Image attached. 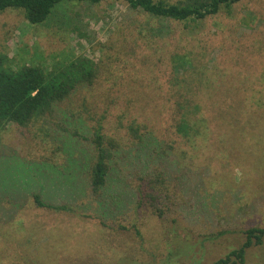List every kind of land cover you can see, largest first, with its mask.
Here are the masks:
<instances>
[{
    "label": "rangeland",
    "instance_id": "374dc122",
    "mask_svg": "<svg viewBox=\"0 0 264 264\" xmlns=\"http://www.w3.org/2000/svg\"><path fill=\"white\" fill-rule=\"evenodd\" d=\"M230 10L176 21L124 2L63 0L35 26L20 9L0 12V53L15 63L84 56L98 71L50 111L0 131V264H212L242 243L244 229L264 226V0ZM182 95L204 118L191 152L165 121ZM132 121L156 143L151 158H165L173 191L161 217L134 208L132 180L149 175L151 162L142 143L122 149ZM100 125L127 143L109 161L123 194L109 209L87 179ZM34 194L71 210L40 207ZM244 264H264V243Z\"/></svg>",
    "mask_w": 264,
    "mask_h": 264
},
{
    "label": "trees",
    "instance_id": "16d2710c",
    "mask_svg": "<svg viewBox=\"0 0 264 264\" xmlns=\"http://www.w3.org/2000/svg\"><path fill=\"white\" fill-rule=\"evenodd\" d=\"M62 1L0 0V12L7 9H20L24 18L35 26L45 23L51 17L54 8ZM76 1L97 4L108 0ZM111 1L124 2L130 8L141 10L152 17L187 21L201 20L207 16L216 15L221 9H225L230 14L231 6L240 0H178L175 3L164 0ZM185 62L188 64L189 60L186 59ZM176 69L177 71L180 70L179 67H176ZM97 73L96 64L84 56L46 67L34 63L17 64L7 53H0V131L8 123L26 125L34 118L50 111L54 103L68 98L78 86L91 85L95 81ZM181 97L184 99L173 103L170 109L172 114L170 116V113H168L165 121L170 120L171 126L174 127L179 137L177 146L181 145L191 152L192 147L189 146L188 142L205 133L201 126L204 118L199 117L200 105L193 102L192 96L182 95ZM127 129L132 142L128 143V149H122L126 150L125 153L129 155L133 146L138 147L142 143V147H146L144 151L150 156L149 162H151L149 175H138L136 180H132L136 195V206L134 208L144 206L158 217H161L164 211L160 204L173 191L163 174L165 158L155 160L151 158L150 152L152 148L157 149V145L151 138L148 144L144 142V138L150 137L149 135L145 136L143 132L140 133V130H145V125H137L135 121H132L127 125ZM123 141L119 131L113 136L105 132L104 125L94 129L95 154L87 171V179L92 195H104L103 201L107 203V209L110 208L109 202L118 206V202H120L123 195L116 193L117 190L113 189L116 183L112 181H117L111 178L109 166L113 153L122 145L124 147L127 144ZM170 148L172 149L173 146L170 145ZM162 152L165 155V149ZM156 157H160V155L156 154ZM70 166L75 169L74 163H71ZM33 198L40 207L64 211L71 210L67 205L47 204L40 200L37 194H34ZM243 234L244 240L239 246L231 248L223 256L215 259L212 264H244L247 251L264 243V226L249 227L243 230ZM30 263V261H22V264ZM4 264H16V261H7ZM45 264H47V261H45Z\"/></svg>",
    "mask_w": 264,
    "mask_h": 264
}]
</instances>
